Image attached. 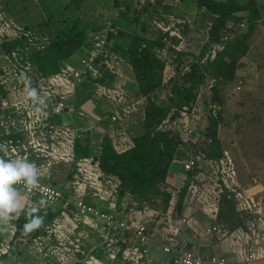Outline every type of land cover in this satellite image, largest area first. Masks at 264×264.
<instances>
[{
  "label": "trees",
  "instance_id": "trees-1",
  "mask_svg": "<svg viewBox=\"0 0 264 264\" xmlns=\"http://www.w3.org/2000/svg\"><path fill=\"white\" fill-rule=\"evenodd\" d=\"M44 1L41 0L43 6L49 0ZM194 1L199 10H205L212 16L206 30L207 40L196 53L177 52L178 39L157 27L159 23L165 26L174 23L187 41L186 46H189L188 36L194 32L193 24L196 22L187 20V14L168 0H107L109 10H115L117 15L110 14L105 20L88 8L92 0H68L63 5L47 6L46 10L51 15H45L47 18L37 25L26 23L23 18L21 21L13 19L29 36L0 39V76L4 74L3 67L9 64L5 57H9L17 66L29 65L31 82L39 84L40 80L60 73L68 64H75L90 55L95 43L106 37L104 52L96 60L97 75L85 77L81 84V96L105 103L111 121L114 112L122 114V111L110 100L99 97L97 88L123 90L128 103H140L137 112L130 116V120L138 121L128 124L127 119H121L115 124L121 123L123 129L125 124L129 125L128 129L136 126L138 132L123 151L115 148L109 136L98 139V153L94 152L91 134L82 133L76 142V157H94L107 181L116 180L118 212L124 215L154 212V220L157 221L167 213L175 195L174 218L187 219L193 203L189 186L201 170L187 173L184 186L177 189L168 182L172 165L177 160H183L184 165L189 155L198 154L205 160L218 162L227 151L220 137L226 93L234 86L242 89L243 80L238 73L244 67L242 60L247 57L261 22L260 8L256 0H247L244 4L234 0ZM241 25H245V29ZM108 28L115 30L114 33ZM225 38H228L227 42ZM215 44H224V50L218 52L214 60H205ZM114 56L123 59L131 77L125 79L121 72L112 71L110 64H113ZM168 66L174 68V73L167 80L165 73ZM8 96V91L0 83V171L3 172L12 170V165L2 153V143L24 139L14 130L7 133L2 125L10 117L9 112L2 108V102ZM75 99L69 104L74 112L80 105ZM186 107L190 110L198 107L191 139L172 127ZM200 112L207 116L201 117ZM17 173L22 174L20 170ZM244 180L241 179V182L244 183ZM218 207V215L212 225L234 231L246 227L253 220L252 216L238 209L235 196L227 190L221 194ZM155 221L147 223L148 233L155 228ZM48 224L49 220L41 222L35 213L19 214V218L11 222L15 229L9 241L14 248L13 255L20 256L21 248L45 236ZM112 237L115 253L121 260L122 252L133 244L132 237L116 229ZM14 251L17 253L14 254ZM98 252L104 254L101 249L93 251V254ZM76 256L74 264H85L84 254ZM6 257L1 258L0 263Z\"/></svg>",
  "mask_w": 264,
  "mask_h": 264
},
{
  "label": "built area",
  "instance_id": "built-area-1",
  "mask_svg": "<svg viewBox=\"0 0 264 264\" xmlns=\"http://www.w3.org/2000/svg\"><path fill=\"white\" fill-rule=\"evenodd\" d=\"M157 27L178 39L177 52H182L186 48L184 37L175 28L174 23L168 26L159 23ZM241 28L245 29V25H241ZM109 31L114 33L115 30L109 29ZM22 35L29 36L19 24L7 18L0 9V39H14ZM225 41L227 42L228 38H225ZM105 45L106 37L95 43L92 53L81 58L77 67L68 64L60 73L40 80L39 84L31 82L28 75L29 65L17 66L10 61L9 57H5L9 64L3 67L4 74L0 76V83L6 88L9 96L8 99L3 100L2 108L9 112L10 117L9 121L3 122L2 125L7 133L14 130L24 136V139H11L2 143V153L12 165V170L0 171V177L6 176L10 185L22 189L30 197L39 196L51 203L63 201L65 209H73L81 218H92L102 222L108 229L129 233L133 244L122 252L121 261L133 264H156L157 260L152 249L155 246L153 240L155 228L151 233H148L147 228L148 222L155 221V213H136L129 221L121 218L122 212H118L116 203V184L112 188H107V179L94 157L76 158V142L81 138V132L76 126L66 121L61 122L64 120L65 113L74 112L69 104L75 99L85 77L89 74L97 75L96 60L104 52ZM223 50L224 44H215L205 60H214L217 53ZM110 68L113 72L119 73L114 64H110ZM237 90L240 89L237 88ZM97 95L110 100L122 111V114L114 112L111 115L113 123L121 119L129 121L130 116L139 109V102H127L123 90L98 87ZM197 114L198 107L192 110L186 107L172 127L182 131L187 139H191L194 135L193 120ZM33 160L40 161V164L35 165ZM61 164L72 169L70 192L76 195V198H65L60 191L34 176L37 171L47 172L54 165ZM204 164H207L210 171L212 169L211 175L208 180L205 176L195 178L197 183H191L189 186L190 197L201 202L203 207H209L212 218L215 220L219 211L221 194L227 190L235 196L238 209L253 217L246 227L230 231L227 228L211 225L206 230V234L216 236L220 241L229 238L238 241L236 264H264V219L261 202L254 194L244 191L240 181L237 180L235 163L231 160L228 151L224 152L223 158L218 162L205 160L199 154L189 155L183 169L189 173L194 169L201 170ZM17 170H20L22 174L19 175ZM208 181L206 189L205 184ZM253 183L256 184L257 181L253 180ZM88 196L101 202L107 201L109 212H103L102 209H106L104 208L106 206H102L100 211L92 202L89 203L86 199L89 198ZM176 202L177 198L173 195L167 213L155 221L157 226H161L160 247L162 254L166 256L165 261L160 264H229L223 257L212 256L205 260L195 251L179 248L177 240L187 220L174 218ZM0 219L9 222L16 220L3 210H0ZM11 233L12 235L15 233L13 227H11ZM11 250L12 246L9 243L0 244V259L8 256ZM75 250L79 252L78 247ZM81 253L84 254V252ZM108 258L113 262L118 260L116 253L109 254ZM84 262L85 264H104L94 255L87 256Z\"/></svg>",
  "mask_w": 264,
  "mask_h": 264
},
{
  "label": "rangeland",
  "instance_id": "rangeland-1",
  "mask_svg": "<svg viewBox=\"0 0 264 264\" xmlns=\"http://www.w3.org/2000/svg\"><path fill=\"white\" fill-rule=\"evenodd\" d=\"M46 1L47 0H45L44 2ZM67 1L68 0H49L46 4L44 3L45 5L43 6V1L41 2V0H0V9L2 11L4 9V14L7 18H12V20L15 19L19 21H21V18H23L24 22L30 23L31 25L32 23L37 25L39 22H42V20H45L43 18H47L45 15H51V12L46 10L47 6L50 5L54 7L53 4L63 5L67 3ZM234 1L244 4L247 0ZM168 3L173 4L174 7L179 8L180 10L185 12L187 14V20H193L196 22L195 24H193L194 32L188 36L189 46H186L187 41L184 39L186 47L184 50L186 52H200L201 45L207 40L206 30L210 26L212 16L205 10H199L194 0H168ZM90 4L91 5H89L88 8L93 11L95 15L102 16V19L104 20L105 17L107 19L110 14H112L114 17L117 15V12L115 10H109L110 3H108L107 0H92V3ZM257 28L259 29V27ZM262 28L264 30V27ZM262 28L261 32H263ZM257 39L258 46L254 43V39H252L250 51L247 57L242 60L244 67L239 70L238 75L242 78V80H245V84L243 83L241 91H238L236 86H234L226 93L227 101L221 140L225 146V149L228 151L233 163L235 161L234 167L237 171V180L239 181L240 178L242 179V177L247 180L255 179L257 181L256 186L259 187L257 192L261 191V196H263L264 107L260 106V104H262L260 102V99L257 101L253 99L245 101L242 95L243 91L246 92L248 90L253 96V93L256 90L255 82L257 81V77L258 79L259 77L260 79H264V72L262 74L258 73V67L260 65L264 66V49L261 50V48H264V33L258 36ZM112 63L115 64L116 70H120L119 72H121L122 77H126L125 79L131 77V74L126 70V65L123 59L119 57L116 58L114 56ZM173 69L174 68L172 66H168L166 68L165 74L167 80L168 78H170V76L173 75ZM262 86L264 87V84ZM84 98H82L81 95H77L76 103L80 104L78 106V109L73 113H65L63 116L64 120H61V122L66 121L70 125H75L79 129H81L82 133H90L92 141H94V143L96 144L98 139L109 136L117 150L123 151L127 149L128 146H130L131 139L138 132L136 131V126L133 129H131V127L128 129V124L136 123V121L138 120H135L133 118L131 120L129 119V123L125 124V129H123L121 123H111L110 115L106 113L107 106H105V103L101 101H94V99L90 100L88 97ZM201 112L204 113V110H202ZM206 116V114H202L201 117ZM94 147V152L98 153L99 146L95 145ZM60 167L67 168L66 165H62ZM211 171L209 170L210 173ZM66 172L67 171H65L64 176ZM183 174V160H177L172 165L168 177V182L171 187H180V185L182 184ZM56 187L60 188L61 186L58 185ZM89 199L90 203L92 198L89 197ZM93 204L100 211L103 210V212L105 213L109 212L108 204L104 205L106 206L104 207L106 209L102 210L101 208H103V205H99L96 202H94ZM49 205L55 206L56 204ZM203 210L206 215H204V212L199 213V217L202 221L200 223L201 226L198 229V234L200 236L206 235V229L208 228L210 222L213 220L210 208L204 207ZM121 215L122 218L127 221L131 219V214L124 215L122 213ZM134 215H136L135 212L132 213V216ZM96 222L99 223L100 221ZM99 225L100 230H111L104 228V224L102 222H100ZM155 227H157V225H155ZM230 245L231 244H229L228 240H221L217 245L214 246V248L210 249L209 253L215 256H220L222 253L227 254L228 252H232L235 250V247L233 245ZM95 256L102 263L110 264L108 258L106 259L105 254L98 252V254H96ZM114 264L119 263L116 262Z\"/></svg>",
  "mask_w": 264,
  "mask_h": 264
},
{
  "label": "crops",
  "instance_id": "crops-1",
  "mask_svg": "<svg viewBox=\"0 0 264 264\" xmlns=\"http://www.w3.org/2000/svg\"><path fill=\"white\" fill-rule=\"evenodd\" d=\"M256 1L260 8L261 22L258 25L259 29L257 28L253 39H254V43L257 44L258 46L257 37L260 36L262 33H264V30L262 28L264 27V0H256ZM261 28L263 32H261ZM262 49L264 48H261V50ZM77 63L78 60L75 62V64L72 65L77 67L76 66ZM258 68H259L258 73L262 74L264 72V66L260 65ZM243 83L245 84V80H243ZM255 84H256V88H255L256 90L253 93V96L250 91L248 90L246 92L243 91L242 92L243 99L245 101H249L252 99L257 101L260 99V102L262 103L260 104V106L264 107V87L262 86L264 84V79L262 78L260 79V77L258 79L257 77V81L255 82ZM77 95H81V87H79L76 97ZM79 130L81 132V129ZM222 132H223V126L221 127L220 137H222ZM92 143L96 145L94 141ZM32 162L35 165L40 164V161L33 160ZM62 165L63 164L54 165L47 172L37 171L34 174V176L38 177L42 182L50 185L54 189L60 191L65 198H69V197L76 198L77 196L70 192L72 169L69 166H66L67 168L60 167ZM206 165L207 164H204V166L201 167V172L198 176L201 177L205 176L206 180H208V177L211 175V173L209 172L210 168H208ZM65 171L67 172L64 176ZM183 172L184 174L182 176V184L180 185L179 188L184 186V183L186 182L188 177L184 169ZM195 178L196 176L192 178L191 183H195V184L197 183ZM242 179L244 180L243 177ZM253 180L245 179L243 181L244 183H242L241 181L240 183L243 186L245 192L254 194L256 198L261 202L263 209L262 217L264 219V195L261 196L262 195V193H260L261 191L257 192L259 187L253 183ZM115 181L114 180L107 181V188L109 189V187L111 188L114 187L116 183ZM108 183L110 186L108 185ZM208 184L209 181L205 184L206 189L208 188L207 187ZM58 185L61 187L57 188L56 186ZM87 200L90 199L87 198ZM191 201L193 203H192V207L188 210V214H187L188 217L186 219L187 224L184 225L182 234L178 238L177 243L179 248H186L188 250L195 251L199 253L202 257H204L205 260H208L210 257L215 256L213 254H210L209 252L210 249L214 248V246L217 245L220 240H218L216 236H208L207 234L205 236H200L198 234V229L201 226L200 223L202 221L201 218L199 217V213L197 214V212L199 211L203 213L204 207L201 205V202H199L198 200H194L191 198ZM90 202L92 203L96 202L97 204L103 206L108 204L107 201L101 202L98 199L94 200V198H92ZM49 204H56V205L52 206ZM0 210L7 212L16 220L19 218V214L23 212L30 214L35 213L39 217L41 222L43 221L46 222L49 220V224L46 226L47 228H46L45 236H41L35 239L34 241H32V243H30L26 247L21 248L22 253L18 257L13 255V248H12L10 254L6 257V260L4 262H1L0 264H74L77 258L76 255L81 252H84L86 258L89 255H94L93 251L101 249L106 256V259L108 258L109 254L115 253L114 239L112 237L113 230L110 231L104 229L100 230L99 229L100 222L97 223L92 218H87V219L81 218L79 215L76 214V212L73 209H69V210L65 209L63 206V201L51 203V202H47L45 199L39 196H32V197L28 196L22 189L14 185H10L7 182L6 176L4 175L0 177ZM204 215H206L205 212ZM213 221L214 220L210 222L208 227L212 225ZM11 227H12L11 222L5 219H0V239L2 240L0 244L9 243L10 238L12 236ZM104 228L106 227L104 226ZM154 233L155 234L153 236V240L155 246H153L152 249L154 251V256L157 260L156 264H160L164 262L166 259V256L162 254L160 247L161 245L160 242L162 241V232L160 225L155 227ZM228 241L229 244L235 247V250L232 252H228L227 254L222 253L220 256H216V257H220V258L223 257L229 262V264H236V261H238V255H237V251L239 249L237 244L238 241L236 242L232 238L231 239L229 238ZM76 247H78L79 252L75 250ZM16 253L17 252H15L14 254ZM108 261L110 262V264L112 263L114 264L116 262L119 264H133L132 262H123L121 260H117L113 262L110 261L109 258ZM257 264H263V263H257Z\"/></svg>",
  "mask_w": 264,
  "mask_h": 264
}]
</instances>
